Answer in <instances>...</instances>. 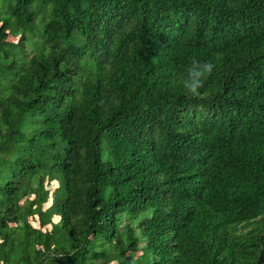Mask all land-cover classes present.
Segmentation results:
<instances>
[{"label": "trees", "instance_id": "16d2710c", "mask_svg": "<svg viewBox=\"0 0 264 264\" xmlns=\"http://www.w3.org/2000/svg\"><path fill=\"white\" fill-rule=\"evenodd\" d=\"M0 264H264V0H0Z\"/></svg>", "mask_w": 264, "mask_h": 264}, {"label": "clouds", "instance_id": "9594fccd", "mask_svg": "<svg viewBox=\"0 0 264 264\" xmlns=\"http://www.w3.org/2000/svg\"><path fill=\"white\" fill-rule=\"evenodd\" d=\"M215 64L207 61L200 62L193 59L186 68V76L183 86L192 96L199 95V90L203 87V82L207 76L213 73Z\"/></svg>", "mask_w": 264, "mask_h": 264}, {"label": "rangeland", "instance_id": "374dc122", "mask_svg": "<svg viewBox=\"0 0 264 264\" xmlns=\"http://www.w3.org/2000/svg\"><path fill=\"white\" fill-rule=\"evenodd\" d=\"M45 187L50 190V191H53L54 189H56L58 187V182L56 181H50V183L47 181V179L45 180ZM34 197L33 196H29V199H33ZM50 206V204L48 202L45 203V205H43V209H47L48 207ZM55 219V222H57L59 220V218H54ZM29 221H30V224L36 228V229H39V222H38V218L35 216V217H29Z\"/></svg>", "mask_w": 264, "mask_h": 264}]
</instances>
